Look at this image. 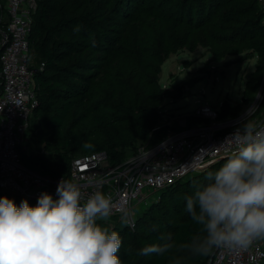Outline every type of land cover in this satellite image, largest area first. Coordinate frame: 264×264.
<instances>
[{
  "label": "rangeland",
  "instance_id": "1",
  "mask_svg": "<svg viewBox=\"0 0 264 264\" xmlns=\"http://www.w3.org/2000/svg\"><path fill=\"white\" fill-rule=\"evenodd\" d=\"M113 1L106 0L104 3L111 4ZM120 1L131 4L125 9L128 14L120 16L115 28L116 46L111 53L103 54L104 59H99L89 100L82 108L71 110L60 134H68L69 138L84 134L87 142L99 141L100 133L92 118L102 114L108 119H123V112L113 105L123 91H126L125 100L135 108L157 103L158 121L143 145H154L159 141L154 134L155 129H165L167 133L177 131L178 121L186 119L196 107L205 103L220 109L219 120H235L230 123L231 128L239 127L247 118L256 123L262 118L264 64L250 46L253 40L249 33L234 32L232 26L238 22L222 16L223 11L243 8L250 0H203L201 14H198L193 0H183L191 8V22L186 21L187 13L183 14L182 9L177 8L178 0H154L153 5L146 9L141 7L143 0ZM239 17L242 18L241 15ZM172 21L181 27L187 26L186 29L191 31L192 40L196 39L193 48L187 45L172 52L164 48L162 43ZM30 63L34 67L42 66L33 53ZM259 67L260 75L257 77L255 72ZM255 77L258 78V86L254 95L245 99L243 90L246 81ZM118 80H127L131 86L123 90L117 85ZM108 94L110 101H105L104 97ZM234 109H238L239 114L229 115ZM206 122L203 118H196L193 123L200 126ZM116 124L131 126L126 120H119ZM36 130L30 118L26 146L21 149L29 165V158L35 154L47 159H52L54 155L52 146L37 144L33 140L32 132ZM204 177L196 186L159 191L151 202H142L135 208L132 222L127 225L135 235L129 237L126 234L121 246L130 258L139 256V250L148 244H163L165 241L160 239L161 236L170 237L172 225L189 216L183 197L194 194L195 188L205 182ZM0 196L15 197L3 192ZM116 225H122L120 215L110 218V229Z\"/></svg>",
  "mask_w": 264,
  "mask_h": 264
},
{
  "label": "trees",
  "instance_id": "2",
  "mask_svg": "<svg viewBox=\"0 0 264 264\" xmlns=\"http://www.w3.org/2000/svg\"><path fill=\"white\" fill-rule=\"evenodd\" d=\"M105 1L37 0L29 35L30 56L32 53L36 54L42 66L34 74L38 105L30 116L34 121V127L37 128L35 132H32V138L37 144L45 143L52 146L54 155L52 159L38 154L31 156L29 161L33 167L25 162L22 152L21 157L26 166L40 174L52 178H68L70 163L74 157L97 150H105L112 164L120 163L136 153L135 148L145 143V139L158 121L157 103L144 104L135 108L132 103L125 100L124 92L126 91H123L120 98L113 103L120 112H123V119H108L102 114L92 118L100 133L99 141L87 142L84 134H78L73 138H69L68 134H60L61 126L71 110L82 108L85 101L89 100L91 83L95 77L98 61L104 59L103 54L107 55L115 48L117 43L115 28L120 16L128 14L125 9L131 4L120 0L106 4ZM153 1L143 0L141 7L149 8L153 5ZM193 1L198 14H201L200 5L203 0ZM177 8L182 9L183 14L187 13L186 21L191 22V8L187 7L183 0H178ZM240 15L242 18L239 17ZM222 16L230 21L238 22L237 25L232 26L234 32L249 33L253 40L250 46L258 53L264 64V13L260 9L258 0H250L248 5L237 8L235 11H223ZM8 22L9 12L6 2H0V33L5 30ZM186 27H181L175 21L168 25L162 43L168 52L187 45L192 48L195 46L196 39L192 40L191 31ZM259 70L260 67L255 72L257 77L260 75ZM257 77L246 81L243 90L245 99L253 97L258 86ZM127 82V80H118L117 85L126 90L131 86ZM2 85L0 75V93ZM151 96L154 97V94L151 93ZM104 100L110 101L109 94L104 97ZM220 113L221 111H219V117ZM232 114L238 115L239 110H231L229 115ZM196 118L203 117L188 115L187 125H196L193 123ZM203 119L207 120L205 124L209 123L208 118ZM119 120H126L131 126L117 125L116 122ZM181 128L178 126V130ZM154 134L159 138L158 140L168 135L165 129H155ZM225 159L217 161L204 171L190 174L161 191H172L179 186L183 188L188 185L196 186L208 171L220 167ZM12 199L19 206L21 200L25 198L15 195ZM27 200L32 206L37 203V199ZM111 230L119 233L122 242L126 234L129 237L135 235L133 230L130 232V227L124 224L116 225ZM171 230L170 243L174 246L169 252L163 255L156 253L139 255L132 259L121 247L118 255L122 264H172L173 260H178L179 264H208L214 249L208 255L201 256L193 254L188 247L199 235L198 226L191 221L190 216L181 218L172 225Z\"/></svg>",
  "mask_w": 264,
  "mask_h": 264
},
{
  "label": "clouds",
  "instance_id": "3",
  "mask_svg": "<svg viewBox=\"0 0 264 264\" xmlns=\"http://www.w3.org/2000/svg\"><path fill=\"white\" fill-rule=\"evenodd\" d=\"M224 142L234 151L205 174L194 194L183 197L199 230L188 245L195 255L244 251L264 240V124L247 118ZM113 208L108 194L96 190L85 197L64 178L55 198L42 192L35 206L27 199L17 206L0 196V264H122V238L109 226ZM129 215L122 213V224H129ZM160 239L165 242L148 244L139 255H163L173 248L170 237Z\"/></svg>",
  "mask_w": 264,
  "mask_h": 264
},
{
  "label": "built area",
  "instance_id": "4",
  "mask_svg": "<svg viewBox=\"0 0 264 264\" xmlns=\"http://www.w3.org/2000/svg\"><path fill=\"white\" fill-rule=\"evenodd\" d=\"M264 13V0H258ZM9 22L0 33V192L25 199H38L42 192L55 198L56 188L64 177L51 178L26 166L21 149L33 109L38 105L31 65L29 35L37 0H6ZM219 111L208 103L192 112L208 118L204 125H186L168 133L154 145H141L124 161L112 164L105 150L81 154L71 160L68 178L77 184L85 197L100 190L111 196L112 216L128 211L129 222L135 208L151 202L154 194L175 184L189 174L206 170L234 151L224 142L236 128L231 120H219ZM181 121V120H180ZM257 124H264V114ZM209 264H263L264 240H257L244 251L214 249Z\"/></svg>",
  "mask_w": 264,
  "mask_h": 264
},
{
  "label": "water",
  "instance_id": "5",
  "mask_svg": "<svg viewBox=\"0 0 264 264\" xmlns=\"http://www.w3.org/2000/svg\"><path fill=\"white\" fill-rule=\"evenodd\" d=\"M179 126L180 127H182V128H184L186 125H187V121H186V119H183V120H181V121H179ZM229 155H225V156H223L221 159H224V158H227ZM214 253V252H213ZM213 253H212V255H213ZM211 255V256H212ZM209 264V263H208Z\"/></svg>",
  "mask_w": 264,
  "mask_h": 264
}]
</instances>
